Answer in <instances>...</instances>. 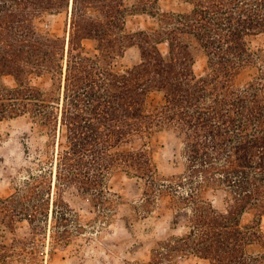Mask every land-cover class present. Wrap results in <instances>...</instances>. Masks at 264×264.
Segmentation results:
<instances>
[{
    "label": "trees",
    "instance_id": "16d2710c",
    "mask_svg": "<svg viewBox=\"0 0 264 264\" xmlns=\"http://www.w3.org/2000/svg\"><path fill=\"white\" fill-rule=\"evenodd\" d=\"M183 1L190 11L161 13L159 0L132 6L129 0H0V144L9 136L5 124L21 119L49 138L34 156L36 173L28 169L17 194L0 196L1 264L14 263L7 250L20 259L34 254L28 249L47 229L48 183L55 176L54 249L77 244L86 231L68 194L88 200L100 219H115L117 203L125 205L112 192L116 175L142 183L141 203L130 204L133 211L122 218L134 238L141 220L156 219L160 203L173 212L171 229H185L156 241L148 260L125 264H180L189 254L210 264L264 263V49L252 47L264 34V0ZM64 12L70 26L61 36L52 20ZM133 12L156 17L158 28L128 32ZM85 40L94 42L95 56ZM198 50L208 57L209 72L201 77L194 69ZM128 51L135 65L117 69ZM250 66L260 77L238 85ZM35 76H49L51 87L33 85ZM156 92L165 102L149 112ZM157 129L171 131L179 143L165 165L149 148ZM209 192H223L222 202ZM22 221L30 224L29 235L19 234ZM76 246L81 253L82 243Z\"/></svg>",
    "mask_w": 264,
    "mask_h": 264
},
{
    "label": "rangeland",
    "instance_id": "374dc122",
    "mask_svg": "<svg viewBox=\"0 0 264 264\" xmlns=\"http://www.w3.org/2000/svg\"><path fill=\"white\" fill-rule=\"evenodd\" d=\"M135 4V0H129V5ZM191 6L183 0H159L158 11L164 12H185L190 11ZM70 14L67 12L56 16L52 20V29L57 34L63 36L66 30H69ZM159 26V20L150 14L142 12H133L127 19V31L136 32L144 29H156ZM69 37V32H68ZM86 52L95 56L98 52L95 44L91 40L84 41ZM253 49H264V34L252 39ZM162 49L166 51V45H162ZM196 62L194 65L195 72L198 76H205L209 72L208 57L206 54L198 50L196 51ZM136 59L132 51H128L123 59L117 62V69L123 70L135 65ZM260 77L258 67L250 66L238 76L237 84L245 85L246 83ZM7 85L14 87L15 79L12 76L5 78ZM33 85L41 86L45 89L51 87L49 76L41 78L33 77ZM165 102V97L161 93H152L147 104V111L154 110L160 104ZM33 124L27 119H21L5 124V131L9 133L3 142L0 144V196L7 198L17 194L19 189L24 185V182L29 177L28 169H33L36 173V155L38 149L45 150L49 138L42 133L32 131ZM150 139L149 148L153 152L155 158L162 165L173 162L177 156L179 143L175 135L166 129H157L154 131ZM31 137H30V136ZM30 137V138H29ZM28 143V144H27ZM162 168H165L162 166ZM56 171V169H55ZM137 179L129 178L126 175H116L111 178L110 185L112 192L122 195L123 200H119L117 196H111L114 200L125 203V205L117 203L118 215L115 219L108 222L99 218L98 211L93 209L88 200L82 201V198L77 195H66V200L71 201L73 207L80 211L83 219L86 221V231L81 234L80 239L76 242L82 243L81 253H77V244H72L70 247H58L54 249V241L51 238L53 225V211L55 209L56 199V176L48 185L51 189V198L48 202L49 222L44 226L46 231L36 237V242L28 251H33L34 254H25L21 259L12 250H7L6 253L9 259L13 260V264H125L127 261L148 260L151 255L152 248L155 242L169 238L172 234L182 235L185 231L184 227L180 226L177 230L171 229L173 221V212L167 209L163 203L157 207L154 220H141L137 224L136 237L132 235L130 229L122 218L130 214L133 210L130 204L135 202L141 203L142 190L137 186H142V183ZM137 187V188H135ZM137 189V190H136ZM208 197L216 204L222 202L223 192H209ZM129 203V204H128ZM253 214H246L244 222L253 219ZM88 221L92 223L87 224ZM18 232L22 236L29 235L30 224L28 221L17 223ZM146 228L148 231L146 232ZM264 230V219H263ZM48 232V233H47ZM14 234L9 231L6 236V243H13ZM90 238L89 240H86ZM139 241V242H137ZM141 241L143 246L140 245ZM56 253L52 254V251ZM180 264H210L209 261L200 259L194 255H185L179 258ZM1 264V263H0ZM264 264V263H262Z\"/></svg>",
    "mask_w": 264,
    "mask_h": 264
},
{
    "label": "bare ground",
    "instance_id": "6f19581e",
    "mask_svg": "<svg viewBox=\"0 0 264 264\" xmlns=\"http://www.w3.org/2000/svg\"><path fill=\"white\" fill-rule=\"evenodd\" d=\"M72 2H73V0H72ZM72 5H73V3H72Z\"/></svg>",
    "mask_w": 264,
    "mask_h": 264
}]
</instances>
